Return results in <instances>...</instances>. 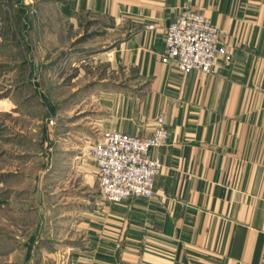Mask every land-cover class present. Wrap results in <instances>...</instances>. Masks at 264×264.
Wrapping results in <instances>:
<instances>
[{
  "label": "crops",
  "instance_id": "obj_1",
  "mask_svg": "<svg viewBox=\"0 0 264 264\" xmlns=\"http://www.w3.org/2000/svg\"><path fill=\"white\" fill-rule=\"evenodd\" d=\"M10 6L12 12L1 8L0 16L27 22L29 37L36 21L51 23L52 16L62 24L84 16L107 21L122 34L109 54L137 75L141 88L128 97L102 92L105 110L94 113L82 138L103 132L146 137L158 117L168 133L165 146L150 153L161 165L154 198L95 203L83 221L91 256L83 248L77 262L264 264V0H42L38 6L16 0ZM42 7L44 13L36 14ZM185 10L216 27L231 55L209 75H182L160 63L165 30ZM29 64L34 73L39 66L44 71L39 81L49 80L50 57ZM13 81V88L9 82L0 90V230H6L0 245L34 247L44 240L43 215L53 208L46 199L58 185L65 192L72 172L93 182L96 167L69 151L63 141L69 124L62 116L55 127L60 136L46 122L39 142L23 134L15 122L35 121L21 106L32 97L24 87L37 83ZM59 114L50 110L48 120ZM30 145L37 154L28 152Z\"/></svg>",
  "mask_w": 264,
  "mask_h": 264
},
{
  "label": "rangeland",
  "instance_id": "obj_2",
  "mask_svg": "<svg viewBox=\"0 0 264 264\" xmlns=\"http://www.w3.org/2000/svg\"><path fill=\"white\" fill-rule=\"evenodd\" d=\"M23 1L21 0L22 5ZM34 1L38 6L42 0ZM12 2L16 0H0L1 11L11 13ZM36 12L38 15L43 14V7ZM52 18L51 23L44 21V18L36 21L35 27L33 26L36 34L29 37L27 22L4 20L0 16V90L5 89L9 82L13 88V79L16 78L23 84L29 83L30 80L37 83L33 87L25 85V94L32 97L30 101L21 102L22 108L35 114L37 123L34 121L24 124L16 121L15 125L21 127L23 134L30 136V140L36 136L35 140L39 142L40 136L45 133V130L42 132L40 129L45 127V122L55 132L62 116L69 124V132L65 133L67 138L63 139L65 145L69 147V151H76V157L80 161L83 160L86 165L92 167L90 159L80 155L85 154L88 145V141L84 139L87 137L82 138V134H89V123L94 113L105 110L108 97H100V94L115 90L118 94L128 97L131 91L137 92L141 88V82L133 71H125L116 65L114 56L109 54L114 48V43L122 36L117 28L110 30V23L107 21H96L86 16L63 24L56 22L54 16ZM49 26L52 29L50 32ZM2 46L4 47L1 48ZM48 57L51 58L53 69L49 80L43 83L39 80L42 79L44 71L39 66L34 73L29 69V63H42ZM4 65L17 69L12 71L13 73L9 69L2 71L1 67ZM39 93H43L40 98ZM34 95H37L35 101ZM50 110L60 112V116L56 118L58 123L53 121L54 119L48 120ZM56 134L62 135L60 131H56ZM93 140L92 136L91 141ZM44 146H47V143L43 142L42 147ZM28 149L31 154L37 152L32 145L28 146ZM92 177L93 182L87 183V180L76 173H70L65 192L62 193L58 185L56 190H53V196L46 199L47 205L53 208H48L47 213L43 215L42 227L45 224L46 231L41 230V233L44 240L34 247L0 245V251L6 253H0V264H80L77 262V256L82 255L83 248L85 255L90 257L91 248L87 245V228L83 221L89 216L88 212L95 203L105 205L99 196L97 173L92 174ZM24 233L26 232L22 231V234ZM12 250L13 254L10 253ZM34 250L35 255L32 256Z\"/></svg>",
  "mask_w": 264,
  "mask_h": 264
},
{
  "label": "built area",
  "instance_id": "obj_3",
  "mask_svg": "<svg viewBox=\"0 0 264 264\" xmlns=\"http://www.w3.org/2000/svg\"><path fill=\"white\" fill-rule=\"evenodd\" d=\"M230 60L220 31L199 14L182 11L165 30L160 63L182 75H209L220 62ZM167 140L161 117L154 120L146 137L103 132L93 141L88 140L85 154L80 155L89 158L96 167L101 200L112 205L153 199L154 179L161 165L150 153L164 147Z\"/></svg>",
  "mask_w": 264,
  "mask_h": 264
}]
</instances>
